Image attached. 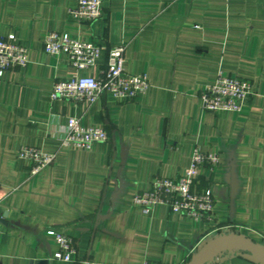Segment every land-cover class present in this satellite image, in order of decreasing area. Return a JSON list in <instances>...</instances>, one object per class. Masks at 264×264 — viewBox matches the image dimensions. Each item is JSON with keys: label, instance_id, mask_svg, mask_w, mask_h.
Segmentation results:
<instances>
[{"label": "crops", "instance_id": "1", "mask_svg": "<svg viewBox=\"0 0 264 264\" xmlns=\"http://www.w3.org/2000/svg\"><path fill=\"white\" fill-rule=\"evenodd\" d=\"M76 2L0 0V36L28 48L24 67L0 75V264H183L221 226L264 247V0H101L93 21L68 13ZM48 31L98 43L95 64L76 72L64 55L44 53ZM118 44L124 70L148 79L138 99L50 98L55 80L100 75ZM218 71L249 83L240 111L201 108L200 89ZM71 116L102 125L107 140L60 146ZM22 145L55 159L28 175ZM195 147L219 154L196 179L214 198L212 223L163 203L148 214L132 204L156 178L180 175ZM50 229L71 237L74 260L54 258ZM210 264L253 263L231 251Z\"/></svg>", "mask_w": 264, "mask_h": 264}, {"label": "built area", "instance_id": "2", "mask_svg": "<svg viewBox=\"0 0 264 264\" xmlns=\"http://www.w3.org/2000/svg\"><path fill=\"white\" fill-rule=\"evenodd\" d=\"M68 13L77 20L93 21L101 16V0H77ZM43 51L48 55H64L68 65L76 72L92 67L98 58L101 46L94 41H82L64 32L48 31L42 41ZM124 45L118 44L106 49L105 65L100 75L94 77L74 73L66 79L55 80L50 91L51 99H62L73 103L94 102L100 95L110 93L121 101L136 100L148 88L145 74H132L124 70ZM28 62V48L15 41L10 33L0 36V75L8 69L24 67ZM249 83L238 76H227L218 71L212 83L201 87L198 98L201 108L209 112H238L248 99ZM108 138L102 125H84L78 117H68L60 146L90 150L95 142ZM17 157L28 162V175H33L52 163L55 153H47L37 147L20 146ZM219 165L216 151L205 152L195 147L189 165L175 178L159 177L146 191L133 194L132 204L148 214L156 204H166L172 212H180L196 221L212 223L214 219V198L208 187L196 186V179L203 169L213 171ZM213 228V232L230 231L225 227ZM221 231V232H223ZM233 232V231H231ZM57 245L54 258L72 261L76 248L70 236L48 230ZM84 264H104L84 260ZM141 264H163L144 259ZM176 264V263H168Z\"/></svg>", "mask_w": 264, "mask_h": 264}, {"label": "water", "instance_id": "3", "mask_svg": "<svg viewBox=\"0 0 264 264\" xmlns=\"http://www.w3.org/2000/svg\"><path fill=\"white\" fill-rule=\"evenodd\" d=\"M234 251L253 264H264V247L240 233L223 231L205 241L183 264H210Z\"/></svg>", "mask_w": 264, "mask_h": 264}]
</instances>
